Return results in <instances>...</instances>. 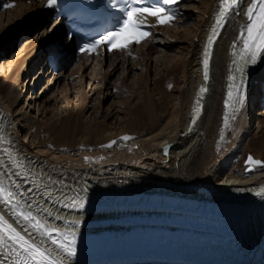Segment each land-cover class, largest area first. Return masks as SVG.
Instances as JSON below:
<instances>
[{"label": "bare ground", "instance_id": "bare-ground-1", "mask_svg": "<svg viewBox=\"0 0 264 264\" xmlns=\"http://www.w3.org/2000/svg\"><path fill=\"white\" fill-rule=\"evenodd\" d=\"M47 2L0 0L5 10L0 12V34L6 33L15 19L16 26L27 22L32 29L46 26L51 19L55 22L51 32L39 34L41 42L37 41L38 36L37 40L26 44L24 56L10 66L6 79L0 80V136L4 137V142L0 143V175L22 204L30 206L28 210L50 226L66 229L65 220L76 219L81 221L77 238L141 240L124 249L91 250L83 245L76 248V256L66 260V264H261L251 257L255 253L250 252L245 257V253L238 250L240 247L231 253L208 255L205 254L207 249L203 254L192 253L174 242L185 238L190 241L203 239L211 246L240 243L251 238L242 231L261 232L264 236V228L256 222L196 212L190 214L171 207L186 201L199 207L213 208L215 205V209L250 206L256 204L258 198H264L253 194L264 188V167L247 173L244 165L248 155L264 162V109L263 105H257L255 95L261 91L260 103L264 101V55L249 72L242 111L235 121L230 120L231 128L224 129V140H219L226 111L224 100L231 46L240 26L245 23L242 12L246 3L228 19L214 46L202 116L188 130L196 93L205 84L202 53L219 9V0L181 1L179 19L173 27L170 23L162 27L156 24L155 18L147 17L154 35L138 45L137 50L130 46L106 56H90L77 61L76 68L69 74L66 71L76 56L72 46L64 44L61 19L43 15ZM186 2L190 5L184 6ZM11 8L13 11H9ZM27 27L20 30V35L28 34ZM50 51L59 53L63 61L56 75L47 70L45 62L43 64ZM152 57L159 60L160 69L153 71L155 75L150 79ZM137 60L140 64L138 62L135 67ZM121 70H127L129 76L140 71L132 73L131 81L133 85L138 81L144 87L143 93L137 94L140 104L128 120L130 123L135 117L136 122L124 130L121 122L114 125L107 122L112 114L103 117L101 104L116 98L111 91L115 90L113 93L118 100L125 93H131L132 84L128 86L125 79H113ZM34 71L40 78L34 76L32 85L22 83V77ZM153 80L160 86L159 94V90L151 88ZM61 81H66L67 89L71 88L67 81H75L74 86L81 93L79 100L76 99L77 105L82 112L89 107L95 111L94 117H85L81 132L77 129V118L70 124L71 118L62 120L61 115L48 116L54 111L48 110L47 100L40 102L36 93L34 99L26 94L29 89L33 93L38 90L43 97L54 86L61 85ZM86 84L91 86V92H99V102L93 107ZM69 93H65L62 100L67 110L71 102ZM32 100L38 110L42 108V118L31 115ZM227 111L230 116L231 109ZM125 136L131 139L123 141ZM112 141H116L112 147H101ZM3 149H9L22 166L14 167ZM86 157L90 159L86 161ZM84 189L86 192L82 191ZM78 192L85 197L82 211L56 203ZM225 193H234V196L228 198L223 195ZM160 200L168 206L162 202L159 205ZM44 209L51 210L53 215L48 216ZM0 214L14 223L8 205L0 204ZM57 215L63 219H55ZM28 231L37 244L54 247L31 228ZM158 236L171 238V247L165 244L158 247L155 243L140 247ZM0 264L12 262L0 254Z\"/></svg>", "mask_w": 264, "mask_h": 264}, {"label": "snow or ice", "instance_id": "snow-or-ice-1", "mask_svg": "<svg viewBox=\"0 0 264 264\" xmlns=\"http://www.w3.org/2000/svg\"><path fill=\"white\" fill-rule=\"evenodd\" d=\"M55 3L56 0H48V6H53ZM116 3L121 5L118 9L121 16L117 18V22L111 29L93 38L91 42L85 43L80 48L82 53H96L102 45H107L108 51H123L133 44H140L143 40L154 35L151 26L146 23V18H155L158 25L173 22L178 12L171 6L178 4L179 0H153V2H149V0H116ZM245 3L246 7L242 12L245 23L240 26L239 33L231 46L227 94L224 100L226 112L220 133L221 141L224 140V129L231 128L230 120L237 119L246 102L247 70L257 63L261 55H264V0H247V2L246 0H219V9L214 23L209 29L202 53L203 78L207 82L213 46L228 19ZM129 54L131 55V53ZM207 90L206 86L199 89L193 108V124L201 111L202 94ZM228 109H231L230 116ZM122 139L128 140L131 137L125 136ZM3 142L4 137L0 136V143ZM115 143L116 141H112L108 145H101V147L110 148ZM3 151L9 156L14 167L22 166L15 160L9 149H3ZM85 159L87 161L90 158L86 157ZM247 163L259 166L264 162L255 160L250 155ZM82 191L86 192V189ZM49 195L51 196V194ZM256 195L264 196V188L257 191ZM56 203L71 210L82 211L85 207V197L78 192L76 195L66 198L64 202L57 200ZM0 204L8 205L14 218L13 223L4 214H0V254L4 255L6 260H11L12 264H66V260H71L76 256L77 231L81 223L80 220H65L66 229L50 226L46 220L37 218L32 211L28 210L30 206L26 207L22 204L16 193L5 186L3 180H0ZM44 211L48 216L53 215L49 209H44ZM55 219L60 220L63 217L57 215ZM14 224H22L26 227L18 229ZM29 228L46 238L54 247L37 244L29 233Z\"/></svg>", "mask_w": 264, "mask_h": 264}, {"label": "rangeland", "instance_id": "rangeland-1", "mask_svg": "<svg viewBox=\"0 0 264 264\" xmlns=\"http://www.w3.org/2000/svg\"><path fill=\"white\" fill-rule=\"evenodd\" d=\"M188 3L189 2L184 3V6L185 5L189 6L190 4L188 5ZM15 7H17V6H15ZM9 11H13V9L11 8ZM3 12H5V10H3ZM11 23H13V25H11V27H9V30L6 33L0 34V80L6 79V76L9 73L8 70L10 69V66L14 65L15 62L20 61L21 58L24 56V54H25L24 49L26 47V44L28 42H30L31 40H34V39L37 40L38 36H39V39L37 41L41 42L40 38H42V37L40 35H42L44 32H47V33L51 32L52 27L54 26L53 20H50L49 23L46 24V26H43L42 28H38V29L37 28L32 29L28 25L27 22L26 23H20V24L18 23L19 25L16 26L17 19L12 21ZM182 25H184V24H181V26ZM24 26H28L25 29V32L28 33L26 36L20 35V34H22V33H20L21 32L20 30ZM173 26H175V25H173V24L170 25V27H173ZM157 40L160 41L161 38H158ZM63 46H65V45H63ZM137 49L138 48L135 47L134 50H137ZM172 53L173 52H171V54ZM87 58H88V56H76L75 61L71 64L70 68L66 72L69 74V72L71 71L70 73H72L78 64L77 61L82 60V59H87ZM152 59H153V57H152ZM155 60L156 59L154 58L153 63H152V61L149 63V68L153 69L151 74H150V79L155 75L154 74L155 72H153V71L157 72L160 69V64L158 63L159 60H156V64H155ZM44 62H45V60L43 59V64H44ZM138 62L139 61L137 60L136 63L134 64L135 67H137ZM138 64H140V62ZM11 67H13V66H11ZM3 69H5V70L3 71ZM104 71L107 72L108 69L105 68ZM89 72H90V70L87 72V74ZM75 73H76V71H75ZM132 73L136 74V73H141V72L140 71H134ZM132 73L129 76V74L127 73V70H123V71L121 70V71H118L114 75L113 79H115V81L119 80V79H125L126 84L128 86H131V84H132V86H133L132 88L135 90L134 92H132L133 91V89H132V90H130L131 93H129V92L125 93L123 95V98L118 100L117 94L113 93V92H115V90H114L113 92L111 91L110 94L114 95L117 99L112 97L110 99L105 100L104 103H101L102 104V110H103L102 111L103 117H106L107 114H109V113L112 114V116L107 118V122L108 123L113 122V125H114V123L119 124L121 122L120 126H122L123 130L128 128V125H130V124L132 125L133 123L136 122L137 118H135V117L131 118L130 123H128V120L131 117L132 112L135 110L136 105L140 104V101H139L140 97L138 95H141L143 93V90H144L143 84H142V87H143L142 88L141 84L138 81H137V83L135 82V85H133L134 83H132V82H134V81H131L132 80L131 77L134 75ZM37 75H38L37 78L39 79L40 74L38 72L36 73V71H34V73H32L29 76L22 77V83H24L26 85H28L30 83L29 85H32L35 82L33 78H34V76H37ZM74 75H76V74H74ZM73 79H76V78H73ZM158 81H160V80H158ZM65 83H66V81H61V85L54 86L43 97H41V94L39 93L38 90H35L33 93L29 89V91L26 94L29 98L31 97V99H34V96H35L34 94L36 93L40 102H45L47 100V106L49 107L48 110L49 111L52 110V112L54 111V114L50 113L48 116L53 115L55 117V116L61 115L60 117L62 120L67 119V118L68 119L71 118L70 120L67 119L70 122V124H71V122L73 123L75 118H77V121H76L78 123L77 129L81 132L82 126H85V123H86L85 117H87V116L94 117L95 114L93 112H95V111L89 107V109L88 108L84 109V111L82 112L80 110L81 108H79L77 105L79 97L81 96V93H79L77 90L78 88L76 86H74L75 81H67V83L69 85H71V88H68L69 90L66 88ZM151 84H152L151 88L154 89V87H155L156 91L159 90V91H157L159 94L160 93V86L157 85V80H153L151 82ZM136 85H138L139 88L135 87ZM30 88H31V86H30ZM86 89H87L86 91H87L88 97L91 98L90 106L93 107V105H95L97 102H99V99H98V97H99L98 93L99 92H93V91L91 92V86H89L87 84H86ZM65 93H69L70 99H71V102L69 105L70 107H68V110H67V107H65V105L62 103L63 95ZM105 95H107V90L105 92ZM77 97H78V100H76ZM156 99H157V97H156ZM101 102H103V101L101 100ZM124 102H126V103H124ZM120 103H124V104H120ZM31 105H32L31 108L33 110L31 115L36 116L37 118L38 117L42 118V116H41L42 108H40V110H38V106L34 105V100H32ZM96 110H97V108H96ZM29 111H30V109H29ZM70 115H71V117H70ZM69 122L67 124H69ZM123 141H125V140L123 139Z\"/></svg>", "mask_w": 264, "mask_h": 264}, {"label": "water", "instance_id": "water-1", "mask_svg": "<svg viewBox=\"0 0 264 264\" xmlns=\"http://www.w3.org/2000/svg\"><path fill=\"white\" fill-rule=\"evenodd\" d=\"M250 155H248V157H249ZM252 156V155H251ZM248 157H247V160H246V162H245V165L246 166H249L248 168H247V173H250V172H252L253 170H254V168L255 167H262V166H264V163H262L261 165H259V166H254V165H250L249 163H247V161H248ZM253 157V156H252ZM254 158V157H253Z\"/></svg>", "mask_w": 264, "mask_h": 264}]
</instances>
